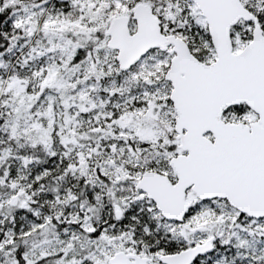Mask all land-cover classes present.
Masks as SVG:
<instances>
[{"label": "snow or ice", "instance_id": "1", "mask_svg": "<svg viewBox=\"0 0 264 264\" xmlns=\"http://www.w3.org/2000/svg\"><path fill=\"white\" fill-rule=\"evenodd\" d=\"M0 264H264V0H0Z\"/></svg>", "mask_w": 264, "mask_h": 264}]
</instances>
